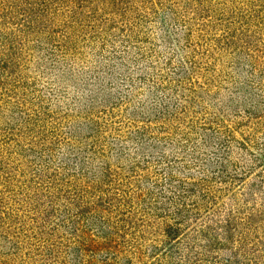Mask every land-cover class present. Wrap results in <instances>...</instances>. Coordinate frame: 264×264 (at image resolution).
<instances>
[{"label": "trees", "instance_id": "16d2710c", "mask_svg": "<svg viewBox=\"0 0 264 264\" xmlns=\"http://www.w3.org/2000/svg\"><path fill=\"white\" fill-rule=\"evenodd\" d=\"M57 1L0 0V264H264V0Z\"/></svg>", "mask_w": 264, "mask_h": 264}, {"label": "rangeland", "instance_id": "374dc122", "mask_svg": "<svg viewBox=\"0 0 264 264\" xmlns=\"http://www.w3.org/2000/svg\"><path fill=\"white\" fill-rule=\"evenodd\" d=\"M51 1V0H50ZM55 1H57V0H55ZM60 2H62L61 4L63 5V4H65L66 2H69V1H72L71 2V5L72 6H76L77 4H81V7H86V9H88V7H90L91 5H93V6H101L102 8H104V9H109V7H114V11H118V12H120L121 11V7L123 6V5H125V3H126V0H90L89 2H81V1H79V0H59ZM176 1H178V0H176ZM58 2V1H57ZM86 4H88V6L86 5ZM127 5H129V4H127ZM72 6H70L69 4H68V7H72ZM127 7H129V6H127ZM56 9H57V13H60V10H59V8H58V6H56L55 7ZM157 9H160L159 7H157ZM111 10V9H110ZM6 12H4V11H1L0 12V17H2L4 14H5ZM46 13H48V11H46ZM56 13V14H57ZM54 16H56V15H54ZM6 20H8V19H6ZM10 21H11V23H10V25H7L10 29H11V31L12 32H17L18 30L17 29H19V23L17 22L18 21V19H16V18H10ZM54 23H56L55 21H53L52 20V18H48V20H42V24H40L37 28H33V29H31L32 31H34V30H38V32L39 33H35V32H29V37L26 39L27 40V42H26V40H24L21 44H24V48L22 49V51H26L27 52V55H28V53L30 54L31 53V51H30V48L29 47H31L32 45H35V43H34V40L36 39V38H40L41 39V47H44V45H45V43H43V41H44V37H45V34H44V31L46 30V29H48V27L51 25L52 27H53V25H54ZM176 23H178V25H179V22H176ZM27 31H29V30H27ZM36 34V35H35ZM33 35H35L34 37H36V38H33V40H32V42L30 41L31 39H32V36ZM28 41H30V42H28ZM26 42V43H25ZM43 52H44V50L42 49L41 51H40V53H39V55L38 56H35V54H33V57L35 58V59H38L39 57H43ZM22 54H25V52H23ZM25 56V55H24ZM30 56V55H29ZM29 56H27V58L29 57ZM153 58V57H152ZM31 67H33V66H31ZM74 68H76L75 66H73ZM33 73H31L30 75H32ZM31 82H32V79L31 78H27V80H26V83L28 84V85H30L31 84ZM36 86V85H35ZM33 84L31 85V87H30V89H31V91H32V89H33V87H35ZM179 127H181V130H178V131H180V133H182V134H179V132L178 133H176L177 135H178V137H175V139L176 138H178V140H180L181 139V141H183V142H185L186 143V145L188 146V147H196L197 149H202V150H204V151H208V149H210L211 147H215L216 145H217V140H219V139H222L221 137L220 138H216V139H206L203 143H201V139H202V137L200 136V132H191V131H189L187 134H185L184 132L185 131H187V129H183V127H184V125H180L179 124ZM161 131H163V128H161V126L158 124V123H156V125H154V124H152V125H150L149 126V132H150V134L151 135H156V134H161L160 132ZM199 131V130H198ZM184 133V134H183ZM184 135H186V136H184ZM258 135H261V132L259 131L258 132ZM235 136L236 137H239L238 136V133L237 132H235ZM172 141H177V140H174L173 139V137H169ZM263 139H264V137H262ZM135 139L137 140V141H139L140 140V137H135ZM208 141V142H207ZM247 145L249 146V148L252 150V151H256V147H254L251 143H247ZM133 146H136L137 147V142L135 141V142H133ZM64 149V147H62V150ZM64 152H66V150H63ZM88 154L90 155L91 153L90 152H88ZM95 155V157H100V158H102L101 156H99V154L98 153H95L94 154ZM220 155V154H219ZM146 158H148V156L146 157ZM145 158V159H146ZM205 158H208L207 156L205 157ZM145 159H143V156L142 155H140V154H133V156L131 155V154H127L124 158H123V162L124 163H126V162H129V163H132V164H134V169H136V168H143V165H144V163H145ZM149 159V158H148ZM216 163H217V166H215L216 165ZM207 166H208V168H207V170H206V174L205 175H207V177L208 176H213V177H215V179L216 180H218V181H220L221 180V178H218V175H219V162H218V160L216 159V157H210V160H208L207 159ZM195 176H197V175H199V174H197L198 172H200V171H203V166L202 165H199V164H197L196 163V166H195ZM126 171V170H125ZM128 172H126V173H123V174H127ZM134 181L135 180H133V179H129V181H128V183H127V187H128V190H129V192L128 193H132L131 191L133 190V184H134ZM233 188V187H232ZM231 188V192H234V191H236V188L234 187L233 189ZM131 198H133V195H132V197ZM138 204H139V202H138ZM250 206V205H249ZM248 206V207H249ZM197 218V217H196ZM240 220V219H239ZM200 221H202V219H199L198 221H196L195 222V224H197L198 222H200ZM194 222H193V218H191V219H189V220H187V224H189V228L190 227H194V226H196V225H194L193 224ZM241 226V228L243 229V230H245V224L244 223H240V225H239V227ZM262 226H264V224L262 225ZM182 228H186V227H182ZM188 228V229H189ZM177 235H179L178 237H180V235H181V232H178V234ZM234 236L237 238L239 235H237V233H235L234 234ZM171 238H173V235L171 236ZM235 238V239H236ZM172 242V240L170 239H168L167 241H166V244L163 246V248L162 249H165L168 245H169V243H171ZM234 244H233V246H234V250H233V248L231 247L229 250H231V251H233V257H232V259H231V256L230 255H232L231 253L230 254H227V255H229L230 256V258H227L228 260H230L231 259V262H229V263H226V264H244V263H247L250 259H249V257L248 256H245V255H243L242 254V250L240 251V249L238 248L239 247V245L237 244V243H235V242H233ZM261 243H264V241H262ZM260 243V244H261ZM262 250H263V252H262V254L264 255V244L262 245ZM160 256H161V253L159 252V250H156V252H155V256L154 257H156L157 259H159L160 258ZM224 256V255H223ZM228 257V256H227ZM152 260H154V258L152 257V258H149V260L148 259H146V260H144L143 261V263L142 264H151V261ZM260 260V259H259ZM261 260H264V257L263 258H261ZM130 262H133V259H130ZM250 262V261H249Z\"/></svg>", "mask_w": 264, "mask_h": 264}]
</instances>
